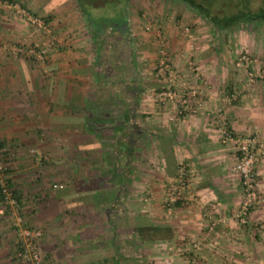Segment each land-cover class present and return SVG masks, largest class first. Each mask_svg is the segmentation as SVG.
Wrapping results in <instances>:
<instances>
[{"label":"crops","instance_id":"crops-1","mask_svg":"<svg viewBox=\"0 0 264 264\" xmlns=\"http://www.w3.org/2000/svg\"><path fill=\"white\" fill-rule=\"evenodd\" d=\"M22 5L32 12L37 10L35 4ZM64 10L63 14L56 15L53 11L50 14V9H43L48 23L53 25L55 43L48 52L44 66L36 64L39 68H35L23 55L13 56L9 47L17 42L43 44L46 35L27 25L21 16L10 9L0 8V138H12L18 143L16 147L20 155L8 167L7 177L11 186L20 193L22 201H33V194L35 198L38 197L37 193H33L36 186H32V180L37 179L38 173L31 172L36 169V164L29 157L21 156L26 149L19 145L23 138L32 137L36 150L49 155L53 153L54 160L60 158L59 153L65 154L62 151L58 153V147L64 145L66 153L79 152L78 161L73 155L64 160L66 163L72 159L75 165L81 164L80 172L71 171L68 180L67 176L63 178L64 182L69 183H64L63 191L66 194L56 197L63 200L62 203L58 200L57 206L66 208L67 198L74 210L72 216L79 218L78 223L86 217L83 218L82 213L86 212L82 210L88 204L90 209H97L95 214L98 218L105 216L106 202L112 204L119 195V189L112 191L110 197H103L99 204L94 201L93 190L99 184L103 186L108 183L102 171V168L109 167V161L103 157L108 153L103 138L119 136L120 140L114 142L115 153L126 151L130 155L125 158L122 154L115 156L118 159L112 160L113 172L109 178L114 180L115 187L126 181L125 198L139 199L142 195L141 203L144 204L139 214L146 220L137 225L159 228L157 235L143 233L140 240L149 248L164 252L172 250L162 254L159 263L171 260L179 262L188 256L181 254L186 249L195 264H264V230L257 229L254 224L259 219L264 220V155L255 164V185L262 197L249 211L248 221L241 224L233 216L241 199L238 176L231 168L235 147L232 142H222L217 131L218 119L214 114V110L222 109L224 126L232 133L264 137L263 37L262 44L258 43L254 63L255 71L262 72L261 78L255 83L246 84L241 80V75L235 74L227 49L209 47V38L205 39L206 44L198 40L200 43L188 50L184 39L180 38L183 36L174 29L160 33L175 67L187 74L185 62L189 57L194 59L197 72L204 78V82L198 84L203 87L204 94L197 100L195 111L191 115H182L176 112L173 104L161 105L156 101L154 93L160 84L152 68L148 69L149 65L138 70L140 74L136 73V81L132 78L129 82L118 76L116 78L119 81H111L106 76L111 75L110 68L107 73L103 69L104 64L109 63L108 59L102 61V58L97 57L88 33L77 27V11L70 6ZM71 22L74 25H70ZM195 28L199 30L197 25ZM195 32L199 34V31ZM196 34L195 37L198 36ZM187 35L189 40L192 39L191 34ZM141 42L144 47L150 48L147 40L143 38ZM137 57L143 59V64H152L155 51H143L135 55ZM118 72L123 75V71ZM230 90H234L237 96L226 103L222 97ZM38 136L45 139L37 140ZM55 138L61 141L55 143L58 140ZM121 140L127 141L130 149L118 148ZM88 146L90 153L82 149ZM180 163L186 169L187 178L183 199L167 207L164 201L165 186L175 175ZM123 168L127 169L126 177ZM67 169L74 170L71 163ZM47 173V179L50 180V170ZM120 173L122 179L119 182ZM36 205V216L31 221L45 225V230L50 231V226L46 227L50 222V195L41 202L36 200ZM204 205L212 207L216 215L226 219L208 235L204 234ZM43 208L49 209L47 213L41 212ZM45 214L46 218L42 219L41 216ZM68 215L64 216L65 219ZM2 216L4 214L0 206V218ZM75 229L78 228L73 226L70 232L76 234ZM70 237L72 242L74 239ZM198 238L201 239L198 246L190 248L191 243ZM109 242L113 247L112 239ZM99 246L96 245L94 250ZM73 248L70 246L68 249ZM44 250L50 253L49 247ZM75 253L76 256L59 258L62 260L60 262H108L99 260L103 256L85 258L86 254L81 257L80 253ZM111 264H116V258Z\"/></svg>","mask_w":264,"mask_h":264},{"label":"rangeland","instance_id":"rangeland-1","mask_svg":"<svg viewBox=\"0 0 264 264\" xmlns=\"http://www.w3.org/2000/svg\"><path fill=\"white\" fill-rule=\"evenodd\" d=\"M21 4H35L37 10L34 13L45 17L46 13H44L43 9L46 11L50 9V14L52 11L54 14H63L65 12L64 8L66 6H70L71 9L77 11L78 19L76 22L79 24L77 27L80 30H84L88 33V37L91 38V44L94 51H96L97 57L99 56L102 61H104L105 56L108 53L107 48H110L114 43V36L117 33V28L112 27L111 25L116 22L118 23L121 17L125 19V31L126 35L122 36L119 42H123V46L119 48L123 51L122 56L125 58L123 62H119L118 67L125 66L131 73L132 78L136 81V73L140 74V68H143L144 65H149L148 69L152 68L155 65L156 61V47L157 40L160 37V33L163 31H168L169 29H174L178 34L180 33V37L184 39V43L186 44L188 50L193 49L198 40L203 41L206 44V38H209L211 41L209 47L215 48H225L227 49V54L231 57V63L233 64V69L235 74L241 75L244 82H247L246 76L248 75L245 70L238 69L235 66L236 58L241 54H246L250 61L247 66V70H250L252 73H258L259 75L254 76L253 82L255 83L260 80L261 73L260 71H255L254 63L256 62L257 56H255V52L259 49L260 43L262 44V37L264 39V23H258L254 21L248 20H239L237 22L231 23V25L226 28H215L212 24H210L196 9L192 8L182 0H126L125 4L121 3V0H117L115 3L113 0H103L102 3L92 4L93 0H16ZM96 1V0H94ZM200 2V0H197ZM48 6V7H47ZM210 11L212 13L220 15L229 14L236 9L246 8L249 10H256L257 8L264 6V0H212L208 3ZM64 7V8H62ZM57 11V13H55ZM41 12L42 14H39ZM53 15V14H52ZM48 23V20H47ZM92 26H90L89 24ZM50 28H53V25L48 23ZM70 25H74L71 22ZM195 25H197L199 30H195ZM60 26V25H59ZM58 26V27H59ZM31 27V26H30ZM61 27V26H60ZM104 28V29H102ZM34 29V28H33ZM93 29L94 31L100 32L102 29V34L98 37L90 35V31ZM115 29V30H114ZM168 29V30H167ZM39 32L37 29H34ZM92 30V31H93ZM195 31H199V34H196ZM41 33V32H40ZM53 34V32H52ZM176 34V33H174ZM183 34V35H182ZM187 34L192 35V39L189 40ZM196 34L197 37L194 35ZM99 35V34H98ZM126 36V37H125ZM194 36V37H193ZM126 38V39H125ZM147 40L148 44H150V48L147 46L144 47L142 44V39ZM102 39V41H101ZM124 39V40H123ZM163 39V38H162ZM212 39V40H211ZM127 40V42H125ZM118 41V40H115ZM151 41V42H150ZM164 41V39H163ZM208 41V40H207ZM116 42V43H119ZM191 42V43H189ZM113 43V44H112ZM259 43V45H258ZM13 44V43H12ZM125 44V45H124ZM165 44V42H164ZM243 44V45H242ZM248 45V46H246ZM11 46V45H10ZM125 46V47H124ZM166 48L167 45L165 44ZM104 47V48H102ZM124 47V48H123ZM168 50V48H167ZM143 51H155V60L152 64H143L141 61L143 59L135 58V55L138 56ZM169 51V50H168ZM188 52V51H187ZM12 54V53H11ZM13 56H18L20 54H12ZM22 55V54H21ZM24 56V55H23ZM25 57V56H24ZM110 57V56H109ZM27 58V57H25ZM114 59V57H112ZM35 68L38 66L33 63L29 58H27ZM112 59V60H113ZM192 61L194 67L196 66L194 59L187 58ZM46 62V61H45ZM148 62V59H147ZM126 63V64H125ZM36 65V66H35ZM186 66V62H185ZM39 68V67H38ZM104 69V68H103ZM140 69V70H139ZM124 70H126L124 68ZM139 70V71H138ZM105 72L106 68L104 69ZM196 75L186 74L187 83L192 85H197L199 83L204 82V78L200 75L196 68ZM154 73V71H153ZM154 75V74H153ZM155 76V75H154ZM156 78V76H155ZM156 81V80H155ZM243 82V81H242ZM158 89V88H157ZM37 140L45 139L43 136L36 137ZM35 138V139H36ZM55 141L58 143L61 141L59 138ZM64 139V138H63ZM32 137L23 138L22 142L19 143L21 146H25V152L22 153V157H29L31 161L36 164L34 167L35 170H31V172L37 171V179L32 180V186H36V190L33 193H37L38 197L35 198V195H32L33 201H22L20 193L17 212L23 219V225L30 226L34 229L39 230L40 234L38 235L36 242L38 247V252L42 260V264H68L61 263L62 261L59 258L76 256L74 251L80 253L81 257H99V256H109V254L113 251L111 245H109V240L112 239L113 246L116 245V264H188L191 260V255L188 250L182 251V256L184 254L188 256L180 259L179 262H173V260L167 263H159V258L165 252L169 253L172 250L167 249L160 250L157 248H149L148 245L143 244L140 240V236L136 234L135 231L131 230V226L137 224H143L145 222L142 216H140L139 212L141 211V203L143 198L142 195L140 198L136 199H127L125 198V194L127 193V185L125 184V180L123 183L119 184V187H115L114 180H110V173H112V163L113 158L115 156V140L114 136H105L103 138L107 156L104 159L109 161L107 163V169L102 168L104 173V180L108 181L106 185L101 186L99 184L98 188L93 190L95 202L99 204L103 201V197H110L115 189L118 188V199L115 201L106 202L104 206L106 210L105 216L97 217L95 214V208L86 207L83 211L86 213H82L83 221L79 224V218L72 216L74 210L69 205L68 199H66V208L62 206L59 208L57 205L63 202L62 199H56V197L60 194H66L63 191L64 185L69 182H64V177L68 180L70 178V172L74 171L79 173V166L72 163L75 160L70 159L69 161L64 162L67 159V156L73 155L76 156L74 159L79 160L78 157L80 155L79 152L66 153L64 146L58 147V153L60 151L65 154L59 153V157L57 160L53 159V153L50 155L47 152H39L36 150L34 146V142L31 141ZM0 141L4 143V150L7 152H11L7 159V166L9 167L11 164H14V160L19 157V153L17 151L18 143L12 141V138H0ZM68 141V140H67ZM61 144V143H60ZM53 146V145H51ZM66 147V146H65ZM82 149L87 150V153H90L89 146L82 147ZM67 150V149H66ZM73 151V150H72ZM77 153V154H76ZM120 154V153H119ZM7 155V154H6ZM123 159V157L121 158ZM18 162V161H17ZM74 170H68L70 163ZM56 163V164H55ZM66 164V165H65ZM75 165V166H74ZM50 170V180L47 179V171ZM69 172V173H68ZM125 177L127 176V169H122ZM49 175V174H48ZM7 176V174H6ZM8 178V177H7ZM36 183V184H35ZM65 183V184H64ZM71 184V183H70ZM63 186V187H62ZM76 188L79 185H74ZM31 189L30 187L28 188ZM28 189L26 192L28 194ZM113 191V192H112ZM39 193V194H38ZM50 195V211L43 208L41 210L42 213L50 212V222L46 224V227L50 226V231L45 230V225H40L38 223H33L31 218L36 216V200L37 202H41L42 199L46 200L47 196ZM107 197V198H108ZM35 200V202H34ZM59 200V201H58ZM75 203V202H74ZM93 206V203H90ZM0 206L2 207V218H0V264H25L21 258L16 253V232L17 228L11 222L9 218V208L4 206L0 201ZM42 206V205H41ZM90 206V207H91ZM34 207V208H33ZM57 207L59 209H57ZM74 208V207H73ZM55 209V210H54ZM57 209V210H56ZM76 209V208H75ZM82 209V207L80 208ZM71 213V214H69ZM69 214V215H68ZM136 214V215H135ZM66 219L64 216H67ZM135 215V216H134ZM42 219L46 218L45 216H41ZM53 218V219H51ZM76 218L78 220H76ZM262 220V219H259ZM101 221V224L99 222ZM95 222V224H94ZM71 225V227H70ZM75 229L76 234H73L71 228ZM112 229V230H111ZM97 234V237H95ZM160 234V233H159ZM157 235V232L154 233ZM74 239L71 242V237ZM94 243V244H93ZM73 244V245H72ZM92 244V245H91ZM111 244V243H110ZM96 245H100L98 248H95ZM146 245V246H145ZM70 246H73V249H68ZM50 248V253L45 252V248ZM80 248V249H79ZM191 248V246H190ZM181 249H178L180 251ZM91 252H93L91 254ZM166 253V254H167ZM168 256V255H166ZM50 258V261L48 260ZM55 259V262L53 261ZM162 259V258H161ZM58 260V261H57ZM94 264V263H89ZM103 264H111L110 262ZM192 264H195L192 261Z\"/></svg>","mask_w":264,"mask_h":264},{"label":"built area","instance_id":"built-area-1","mask_svg":"<svg viewBox=\"0 0 264 264\" xmlns=\"http://www.w3.org/2000/svg\"><path fill=\"white\" fill-rule=\"evenodd\" d=\"M0 8L10 9L14 14L21 16L27 25L46 35V41L43 44L17 42L11 44L9 51L16 55L22 54L29 58L39 67H43L49 50L54 46L55 39L52 29L44 18L28 8L24 7L16 0H0ZM249 57L241 54L236 58L235 66L238 69L246 71V84L252 83L254 76L258 73H252L247 70ZM185 69L187 74L196 75L194 64L190 59L186 60ZM154 75L159 82V87L154 93L156 101L161 104H173L176 112L182 115H191L197 106V100L204 94V89L200 85L187 83L186 73L179 71L172 63L170 53L167 50L164 41L158 37L156 47V61L153 67ZM237 93L234 90L225 92L222 97L226 103L236 98ZM218 119L217 131L220 133L222 142H232L235 147V159L232 164V170L237 174L239 186L241 189V199L234 210L233 216L236 220L244 224L248 221L249 211L261 200L262 195L258 192L255 185V164L260 156L264 155V137L255 134L238 135L232 133L224 126V117L222 109L214 110ZM9 152L0 145V194L4 206L9 208V218L16 226V253L25 264H42L38 252L36 239L40 234L39 230L30 226L23 225V219L17 212L18 201L12 193L11 188L6 184L4 171L7 167ZM11 153V152H10ZM7 154V155H6ZM186 169L183 164H178L176 173L167 182L164 192V201L167 207L175 201L183 199V192L187 185ZM212 208V207H211ZM204 205L202 212L205 217V235L214 230L217 224L224 223L225 217L215 214V210ZM255 227L264 230V220H257ZM201 239H195L191 247H197ZM192 259L188 264H192Z\"/></svg>","mask_w":264,"mask_h":264},{"label":"trees","instance_id":"trees-1","mask_svg":"<svg viewBox=\"0 0 264 264\" xmlns=\"http://www.w3.org/2000/svg\"><path fill=\"white\" fill-rule=\"evenodd\" d=\"M182 1L185 2L186 4H188L189 6H191L192 8L196 9L210 24H212L216 28H225V27L231 25V23L237 22V21L242 20V19L248 20V21L256 20L254 22H257V20H259L257 22V24L262 23V22L264 23V6H261L254 11L246 9V8H240V9H236L235 11H233L229 14L218 16L217 14L212 13L210 11L209 6H208V3H210V1H212V0H200V2L197 0H182ZM43 18L45 21H47L46 17H43ZM123 23L125 24V19H124V17H121L119 19L118 23H115L114 27L117 28V27H119L120 24H123ZM263 31H264V29H263ZM90 35L93 37H95V35H96L95 32L92 31V29L90 31ZM114 44H118V43L114 42ZM109 52L110 53H108L107 55H109L110 57L103 55L104 59L105 60L108 59V61H109V63L104 64V69L106 68V71H108V69L110 68V70H111V73H110L111 75H106V76H108L111 81H119V78H121L122 80H128L129 82H131L132 76H131V73L129 72V70L126 68L127 64L125 63L126 65L125 66L122 65V67H118V65H117L119 62L124 63L123 59H125V58L122 56L123 54L117 55V54H115L114 51H109ZM112 57H114V59ZM124 68L126 70H124ZM113 70H114V74H112ZM119 70L123 71V75H119V72H118ZM116 76H118L119 78L117 79ZM114 140H115V142H118L120 140V137L114 135ZM3 143H4L3 141H0V145H2ZM120 147L130 149L129 143L127 141L124 142V140L120 141L118 148H120ZM9 154L10 153H8V155ZM121 154L124 155L123 157L125 158L126 156L130 155V152H127V153H126V151L125 152H117V153H115V156L119 157V155H121ZM116 159H118V158L117 157L113 158V160H116ZM7 173H8V166L6 167V169L4 171L6 184L11 188L12 193L15 196L16 200L19 201V199H20L19 194L17 193V190H15L11 186L9 179L6 176ZM118 177H119L118 179L120 182V180L122 179V174L120 173L118 175ZM0 201H1V194H0ZM94 201H95V198H94ZM158 228H159L158 226H150V225L149 226L133 225V226H131L130 229L135 231L137 235L142 236L143 233H144V235H146L147 233L148 234H154L158 230ZM112 248H113V251L109 254V256H103L99 260L108 261L110 263L113 260H115V258H116V251L115 250L116 249L114 246Z\"/></svg>","mask_w":264,"mask_h":264},{"label":"flooded vegetation","instance_id":"flooded-vegetation-1","mask_svg":"<svg viewBox=\"0 0 264 264\" xmlns=\"http://www.w3.org/2000/svg\"><path fill=\"white\" fill-rule=\"evenodd\" d=\"M78 1V0H77ZM82 1H84V0H81V2ZM102 1L103 0H96V1H94L93 0V2H91L92 4H97V3H102ZM115 3L117 2V0H113ZM122 2V4L124 3L125 4V1L126 0H121ZM79 2V1H78ZM115 23L116 22H114L111 26L112 27H114V25H115ZM124 23L123 24H120L119 25V27H117V33L115 34V35H117V36H114L115 37V39L113 40V43L114 42H119L120 40H121V38H122V36H124V35H126V31H125V28H124ZM116 28V27H115ZM102 29H104V28H102ZM102 29H101V31L100 32H97V31H94L93 29V31L95 32V34L99 37L101 34H102ZM115 30V29H114ZM99 34V35H98ZM126 37V36H125ZM126 39V38H125ZM115 40H118V41H115ZM124 40V39H123ZM101 41H102V39H101ZM125 42H127V40L125 41ZM112 43V44H113ZM123 42H119L118 44H113L110 48H107L108 49V51H114L115 52V54H121L123 51L119 48L120 46H123V44H122ZM125 45V44H124ZM125 47V46H124ZM102 48H104V47H102Z\"/></svg>","mask_w":264,"mask_h":264}]
</instances>
